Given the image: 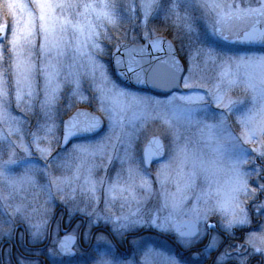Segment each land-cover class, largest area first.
I'll return each mask as SVG.
<instances>
[{
	"label": "snow or ice",
	"instance_id": "obj_1",
	"mask_svg": "<svg viewBox=\"0 0 264 264\" xmlns=\"http://www.w3.org/2000/svg\"><path fill=\"white\" fill-rule=\"evenodd\" d=\"M0 6L17 12L14 23L0 19V146L9 138L15 145L0 160V179L7 195L35 190L31 202L12 209L26 221L29 243L47 241L52 256H69L82 238L95 235L115 248L114 239L131 235L138 255L113 260L106 247L95 264H264V165L253 172L241 167L252 159L249 148L264 159V55L245 58L203 45L175 2L166 16L187 36L181 49L174 36L150 26L160 0H140V15L129 5L128 22L140 28L131 36L120 35L124 17L114 0ZM201 6L210 36L264 42V0ZM247 19L253 22L242 35L229 32V24ZM114 70L148 88L123 86ZM237 88L259 108L233 116ZM176 117L196 126L215 154L211 167L228 161L223 184L196 156ZM102 127L95 139H78ZM17 158L23 171L10 175L7 165ZM201 173L207 187L186 207ZM150 234L170 236L187 256L145 241ZM15 264L38 262L20 254Z\"/></svg>",
	"mask_w": 264,
	"mask_h": 264
},
{
	"label": "rangeland",
	"instance_id": "obj_2",
	"mask_svg": "<svg viewBox=\"0 0 264 264\" xmlns=\"http://www.w3.org/2000/svg\"><path fill=\"white\" fill-rule=\"evenodd\" d=\"M26 3H30V0H25ZM116 4L119 5L118 11L120 12L121 16L124 17V22L122 24V29L120 35L122 36L124 32H127L129 36L133 34V31L139 32L140 28L138 26H134L133 24L128 22L129 13L127 8L130 4L137 5V15H140L139 10V2L140 0H114ZM175 2L177 4L176 11H179L181 14L188 13L192 20L195 22V25L200 30V38L199 41L205 46H213L218 48L220 51L227 53L229 55H236V56H244L247 57H259L264 55V50L259 49H247V48H235L231 43L226 42L228 40H222L219 37L210 36L207 29V22L205 19V11L204 8L201 6L202 0H160V6L150 15L149 23L150 26L154 27L157 31L165 33L167 35H172L176 39V45L178 49H181L183 45L187 42V36L182 32L181 27L173 23L172 16H166L168 12L169 5ZM224 3H231L232 0H222ZM17 17V12L15 9H9L6 6H0V19L9 20L11 22H15ZM253 22L252 19H247L243 21H234L228 25L229 32L233 33L234 35L238 34L244 27L250 25ZM117 37L114 34L113 40ZM107 61V57H105ZM113 74V73H112ZM115 78V76L113 75ZM123 86L128 87L123 84ZM11 87V82L9 84ZM139 91V89H134ZM231 95L235 100L234 104V112L233 116L238 113L246 112L253 108L255 105L256 108H259V101H253L251 94L246 92L243 88H237L232 91ZM178 106L183 105L184 102L177 100L175 102ZM163 107V106H162ZM13 113L16 112V109L13 107L11 109ZM200 118V117H198ZM174 123L181 129L182 136L184 138L189 139L190 147L196 154V156L206 162L210 167L213 165L215 161V154L211 151L209 147H207L204 142L200 139V136L197 132L196 126H190L184 121L183 119L176 117L174 118ZM0 129H3V125L0 124ZM6 134V130H5ZM103 134V129L92 136L91 138L85 139H95L99 135ZM76 142V141H74ZM9 145L15 147L13 143V138H9L2 146H0V160H6L8 158V151ZM249 155L252 156V159L248 160L244 165L241 167L245 172H253L258 171L254 166H252L254 158L261 159L257 157L253 152L252 149L249 148ZM18 156L23 155L17 149ZM19 160L17 158L15 163H9L7 165L6 171L10 175H18L23 171L22 167L18 166ZM250 166L249 168L247 166ZM230 167L227 160H225L220 166L218 167H211V171L213 173V179L217 180L219 183L223 184L226 179L228 178L229 172L228 168ZM153 172H155V167H153ZM114 171V169H113ZM111 175V171L109 172ZM197 187L193 190L192 196L189 198L186 207H191V204L195 200V193L200 188L207 187L208 184V177L201 173L197 177L196 181ZM9 189L7 185V181L0 179V196L4 197L0 199V229L9 228V224L15 221H21L23 224H26V221L19 215L12 211L15 207V203L17 201L26 200L31 202V200L35 196V190L29 189L27 191L21 193H12L11 195H7ZM103 205H101L102 207ZM28 226V225H27ZM2 231H0L1 233Z\"/></svg>",
	"mask_w": 264,
	"mask_h": 264
},
{
	"label": "flooded vegetation",
	"instance_id": "obj_3",
	"mask_svg": "<svg viewBox=\"0 0 264 264\" xmlns=\"http://www.w3.org/2000/svg\"><path fill=\"white\" fill-rule=\"evenodd\" d=\"M261 165H264V159H254L252 166L259 170ZM247 167L249 168L250 166L248 165ZM253 203L254 201L248 203L249 211H251ZM61 211H63L62 208L58 207L56 209L57 217ZM9 227H11V232L2 231L0 233V264H15L16 258L20 254L30 260H36L38 264H46V261H52V264H95L99 252L106 247L113 260L127 259L130 256L138 255L139 252V249H130V241L133 238L131 235L127 236V238L114 239L115 248L98 244L95 240V235H93L91 239L82 238L80 240L75 255L52 256L47 250V241L43 244L35 241L29 243V227L27 223L23 224L21 221H15L10 223ZM143 239L145 241H154L157 245L169 251H175L182 257L187 256L186 252L175 246L170 236L150 234L144 235Z\"/></svg>",
	"mask_w": 264,
	"mask_h": 264
},
{
	"label": "water",
	"instance_id": "obj_4",
	"mask_svg": "<svg viewBox=\"0 0 264 264\" xmlns=\"http://www.w3.org/2000/svg\"><path fill=\"white\" fill-rule=\"evenodd\" d=\"M250 26V25H249ZM248 26V27H249ZM247 27V28H248ZM247 28H245L244 30H242L241 32H239L238 34H236V36H240L243 34L244 31L247 30ZM229 41H231L233 44L237 45V46H249V47H259V48H264V42H252V41H244L242 39H229ZM113 74L114 76L120 81L122 82V84L128 86V87H132V88H135V89H140V90H143V89H147L148 86L147 85H134V82L133 81H129L123 77H120L119 76V73L116 72L115 70L113 71ZM153 93H160L161 90L160 89H152L151 90ZM103 129V127L101 129H97L96 132L94 134H84V136L82 137H79L78 139H81V138H86V137H91V136H94L96 135L97 133H99L101 130ZM69 256H72V255H69Z\"/></svg>",
	"mask_w": 264,
	"mask_h": 264
}]
</instances>
